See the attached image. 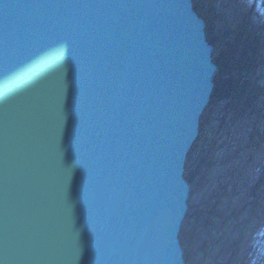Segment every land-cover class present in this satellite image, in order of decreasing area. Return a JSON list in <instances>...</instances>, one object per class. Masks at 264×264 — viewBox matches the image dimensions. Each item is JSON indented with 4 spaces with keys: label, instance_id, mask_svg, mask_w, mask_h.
Instances as JSON below:
<instances>
[{
    "label": "water",
    "instance_id": "95a60500",
    "mask_svg": "<svg viewBox=\"0 0 264 264\" xmlns=\"http://www.w3.org/2000/svg\"><path fill=\"white\" fill-rule=\"evenodd\" d=\"M206 29L194 0H0L3 264H188Z\"/></svg>",
    "mask_w": 264,
    "mask_h": 264
},
{
    "label": "rangeland",
    "instance_id": "374dc122",
    "mask_svg": "<svg viewBox=\"0 0 264 264\" xmlns=\"http://www.w3.org/2000/svg\"><path fill=\"white\" fill-rule=\"evenodd\" d=\"M263 2L217 0L218 12L234 28L248 16L252 28L260 21L256 15L263 16L262 50L256 72L244 78L246 95L210 104L203 116L210 125L189 156L186 177L194 179L182 233L188 264H264ZM203 153L212 156L209 168L199 162ZM185 233L189 240L184 242Z\"/></svg>",
    "mask_w": 264,
    "mask_h": 264
},
{
    "label": "trees",
    "instance_id": "16d2710c",
    "mask_svg": "<svg viewBox=\"0 0 264 264\" xmlns=\"http://www.w3.org/2000/svg\"><path fill=\"white\" fill-rule=\"evenodd\" d=\"M194 4L197 13L207 21L208 40L215 47L214 61L219 67V72L215 78L216 88L212 96L211 105L220 103L223 100L231 101L233 98L240 97V95H246L248 87L245 85L244 78H249L250 75L256 72L259 61L257 53H260V49L262 50L259 44L260 40L263 39L260 34L262 32L261 21L263 16L261 14L256 15L260 19V24L251 25L252 28L248 21L250 16L242 20L234 28L233 22L228 23L226 16L218 12L217 0H194ZM262 5L264 7V2ZM250 13L257 14L255 12ZM208 125H210V122L205 116L202 118L201 134ZM251 140L256 143V139L251 138ZM195 148L197 146H194L193 149ZM193 151L195 150H192V155ZM196 162H200V164L202 163L203 166L209 168L213 160L209 153H203L201 160L198 162L197 158ZM200 164H197V168H199ZM193 179L194 177H188L191 182ZM260 181L262 185L264 177H261ZM184 232L185 229L183 228L182 233L184 234ZM184 236L185 242L189 238V234L185 233Z\"/></svg>",
    "mask_w": 264,
    "mask_h": 264
},
{
    "label": "snow or ice",
    "instance_id": "6c2138e0",
    "mask_svg": "<svg viewBox=\"0 0 264 264\" xmlns=\"http://www.w3.org/2000/svg\"><path fill=\"white\" fill-rule=\"evenodd\" d=\"M0 264H3V261H0Z\"/></svg>",
    "mask_w": 264,
    "mask_h": 264
}]
</instances>
